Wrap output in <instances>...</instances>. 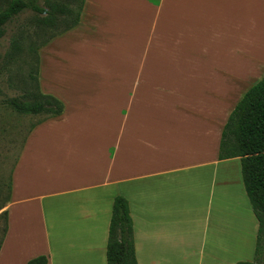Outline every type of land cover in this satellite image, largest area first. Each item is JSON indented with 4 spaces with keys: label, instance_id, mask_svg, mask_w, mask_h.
<instances>
[{
    "label": "crops",
    "instance_id": "1",
    "mask_svg": "<svg viewBox=\"0 0 264 264\" xmlns=\"http://www.w3.org/2000/svg\"><path fill=\"white\" fill-rule=\"evenodd\" d=\"M103 8L125 37L123 75L102 92L52 95L62 116L30 131L10 175L0 264H106L118 196L138 264L190 242L213 261L228 209L238 222L240 160L218 153L229 115L264 77V0H86L80 17ZM92 79L104 78L74 81Z\"/></svg>",
    "mask_w": 264,
    "mask_h": 264
},
{
    "label": "rangeland",
    "instance_id": "2",
    "mask_svg": "<svg viewBox=\"0 0 264 264\" xmlns=\"http://www.w3.org/2000/svg\"><path fill=\"white\" fill-rule=\"evenodd\" d=\"M11 0H0V13L4 11ZM60 5H70L74 12L80 0H52ZM86 1V0H85ZM42 1H40V4ZM87 11L80 17L81 21L76 28L56 37L45 47L40 48L41 43L47 37L35 39L34 17L31 13H25L13 23L5 27V34L0 38V239L4 230V216L1 209L6 203L9 194V181L12 170L23 149L24 143L31 129L47 119L46 115L19 114L5 104V101L13 98H21L23 91L30 89L34 82L30 79L37 71V81L41 87L49 90V94L56 93L63 96H74L78 90L84 89L89 94L102 92L107 87L108 77H122V56L119 47L125 37L119 27H109L105 13L99 11L97 15ZM73 18V17H72ZM23 25V26H22ZM22 29V27H24ZM18 30H22V43L24 53L16 63L5 66L1 60L8 51L11 38ZM30 44V45H29ZM32 44V45H31ZM40 48L37 54L30 52L27 47ZM37 58L38 62H37ZM82 77H101L104 79L89 80L86 84L77 83ZM66 78L71 81L66 82ZM71 78V79H70ZM60 79L62 81H60ZM77 81H74V80ZM58 80V81H57ZM61 82V83H60ZM67 89V90H65ZM79 90V91H80ZM43 92V91H42ZM70 104V99L62 97ZM239 164V161H237ZM231 164V163H230ZM238 222H233L231 216H236L228 209L225 237L223 241L216 242L209 252L213 261L202 260L201 251L207 253L210 246H201L199 242H190L186 245L172 244L168 259L154 262V264H236L238 262H252L255 240L257 235V222L245 197L244 187L238 167ZM245 205L242 204V197ZM247 204V205H246ZM234 209V208H233ZM224 233V229L222 228ZM197 240V239H195ZM141 264L147 262L141 261Z\"/></svg>",
    "mask_w": 264,
    "mask_h": 264
},
{
    "label": "trees",
    "instance_id": "3",
    "mask_svg": "<svg viewBox=\"0 0 264 264\" xmlns=\"http://www.w3.org/2000/svg\"><path fill=\"white\" fill-rule=\"evenodd\" d=\"M84 3L85 0H80L74 12L70 5H60L52 0H11L7 8L0 13V38L4 36L8 24L25 13H31L36 27L33 34L35 39H42L43 35L47 37L46 41L41 43L40 48H43L56 37L78 26ZM22 34V30H18L12 36L8 51L1 59L5 66L16 63L24 53L22 43L26 37L23 38ZM40 48L27 47L35 55ZM36 76L37 71L35 76L30 78L34 85L24 90L21 98L9 99L5 104L19 114L46 115L47 119L37 124L39 125L62 116L64 105L54 96L41 92ZM218 159L240 160L244 192L258 224L253 261L236 264H264V77L245 93L229 115L221 133ZM2 215L5 222L3 237L6 215ZM27 264H47V258L41 256ZM106 264H138L128 203L119 196L115 197L112 206Z\"/></svg>",
    "mask_w": 264,
    "mask_h": 264
}]
</instances>
